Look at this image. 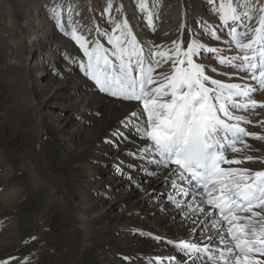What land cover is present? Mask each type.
Listing matches in <instances>:
<instances>
[{"label": "bare ground", "instance_id": "obj_1", "mask_svg": "<svg viewBox=\"0 0 264 264\" xmlns=\"http://www.w3.org/2000/svg\"><path fill=\"white\" fill-rule=\"evenodd\" d=\"M204 1L213 4L212 13L208 14L211 17L201 16L203 4L199 0H145L147 9L144 12L139 9L138 0H114L112 15L118 22L127 19L145 53L154 46L166 50L178 39L188 41L190 32H195L193 39H198L205 47L219 50L223 47L229 58L241 54L216 10L220 2L229 0ZM238 4H242L241 10L248 11L252 17L245 23L259 27V16L264 15L261 11L264 0H235L233 6ZM106 7L107 0H0V81H6L13 89L19 88L17 108L20 109L16 114L20 112L24 117L19 127L21 137L5 135L0 128V264L5 261L8 264H192V256L175 247L176 243L191 240L199 246L211 245L213 251L210 253H215V248H224L219 241L213 244L204 237L206 229L212 235L210 225L201 223L206 217L203 213L191 212L186 205L192 203V199L179 195L170 187V182L162 185L170 202L163 200L144 211L133 200L127 205L126 214L112 211L111 203L106 202L99 188L96 189L99 185L104 187L110 177L107 170L98 165L102 157L99 152L106 148L102 141L109 133L113 134L121 122L128 130L127 139L112 137L107 148L114 153L122 148L129 150L134 154L131 162L149 170H145L150 176L144 191L160 179H169L168 169L149 163L152 157L143 151L149 142L141 139L135 118L130 116L137 102L125 101L100 90L91 77L92 70L83 67L88 57L70 35L65 34L75 26L78 34L94 39L97 28L108 26L105 24ZM54 8L60 12V23H65V31L52 15ZM116 8H122V13L117 14ZM149 12L152 23L148 22ZM209 27L222 39L210 38L206 34ZM202 31L206 34L204 39L199 34ZM41 36L50 37L53 43L45 45ZM105 46L111 50L110 45ZM61 54L65 61H73L69 69L62 61L60 65L54 62H59ZM220 57L223 55L218 56V60ZM109 59L115 62L113 57L109 56ZM197 62L205 66V74L210 79L248 84L259 90L257 82L249 79L247 73L231 68L224 74H214L208 69L211 58H198ZM95 64L93 60L94 67ZM103 64L101 60V67L95 69L101 78L104 76ZM169 69L170 64L164 63L156 72ZM38 84L49 92L39 97ZM67 84L73 88H68L64 94L59 88L63 89ZM258 90L250 94L249 99L258 102L250 114L232 110L233 116L241 115L248 123L229 120L222 113L221 118L229 124L239 123L251 134L264 136V91ZM62 97L72 110L87 113L89 109H95L97 114L89 117L92 120L89 124L71 114L59 117L50 106L58 105L60 102L57 101ZM12 118L17 127V121L22 118ZM15 140L17 145L13 146ZM244 140L249 147L239 145L242 151L232 153L227 159L244 160L247 155L264 157V140L254 139L251 135ZM18 154L31 168L33 188L26 183V174L19 168ZM223 167L255 171L264 170V163L255 159L245 160L242 164H224ZM43 181L46 185L41 186ZM93 182L96 186L93 185L90 191L88 184ZM184 187L187 190L188 186ZM171 196L185 203L177 206L169 199ZM49 199L56 200L58 207L63 209L56 228L49 222L51 208L46 202ZM196 203H199L198 199ZM208 210L205 207V211ZM177 213L181 217L178 223L174 216ZM198 226L202 232L195 231ZM144 234L156 238H145ZM252 258L264 260V256ZM197 264L212 263L203 254V260Z\"/></svg>", "mask_w": 264, "mask_h": 264}, {"label": "snow or ice", "instance_id": "obj_2", "mask_svg": "<svg viewBox=\"0 0 264 264\" xmlns=\"http://www.w3.org/2000/svg\"><path fill=\"white\" fill-rule=\"evenodd\" d=\"M234 2H220L216 10L241 54L220 57L218 63L247 73L258 87H264V15L259 16V27L250 26L245 20L250 21L252 17L248 11L241 10L242 4L233 6ZM113 3L114 0H107L105 24L108 26L97 28L92 40L78 34L75 26L65 31L66 25L60 23L58 9L54 8L52 15L61 30L70 35L88 57L83 67L92 70L91 77L100 90L125 101L137 102L130 116L135 118L141 139L149 142L143 148L144 153L152 157L149 163L168 169L170 187L179 195L192 199V203L186 205L191 212L203 213L206 217L201 223L210 225L212 235L206 229L204 237L213 244L219 241L224 245L223 250L214 249L218 255H209L212 264H264V260L252 258L264 256V170L222 167L255 159L264 163V157L252 155L244 160L227 159L232 153L242 151L239 145L249 147L244 137L251 135L264 140V136L247 132L239 123H226L220 116L222 113L229 120L248 123L241 115L233 116L232 110L254 109L258 102L249 97L258 88L210 79L205 74V66L197 59L204 52L220 50L205 47L204 43L193 39L195 32H190L188 41L178 39L166 50L154 46L145 53L127 19L118 22L112 15ZM138 4L141 12L146 11L145 0H138ZM122 11V8L115 9L117 14ZM148 22L152 23L150 12ZM212 27L206 34L221 40ZM105 44L110 45L111 50ZM101 60L104 62L103 78L95 70L101 67ZM164 63H169L170 69L156 72ZM157 82L158 86L153 87ZM173 176L175 180L171 179ZM184 185L188 186L187 190ZM169 199L177 206L185 203L177 201L175 196ZM206 206H209L208 211H205ZM254 208L260 211H253ZM175 247L191 255L192 264L202 261L203 254L213 251L211 245L199 246L191 240L176 243Z\"/></svg>", "mask_w": 264, "mask_h": 264}, {"label": "rangeland", "instance_id": "obj_3", "mask_svg": "<svg viewBox=\"0 0 264 264\" xmlns=\"http://www.w3.org/2000/svg\"><path fill=\"white\" fill-rule=\"evenodd\" d=\"M202 1V8H201V16L203 18H208L211 16H208V14L212 13V3L206 2L204 0ZM255 6V5H254ZM255 8V7H254ZM251 14V13H250ZM252 15V14H251ZM249 21V20H248ZM255 22V21H254ZM204 31V28H203ZM200 32L201 39H204L206 34L204 32ZM43 43L45 45H50L53 43L52 39L50 37L41 36ZM39 39V38H37ZM217 53H207L204 52L199 58H205V60H208V58H211L212 62L208 69L213 72L214 74H224L225 71L233 68L226 65H220L218 63V56H228L226 52L224 51V48H221ZM40 51V50H39ZM41 52V51H40ZM40 55V54H39ZM59 62L54 61L57 65H60V62H63V66L67 69L70 68V65L73 61L66 60L64 55H59ZM225 58H229L225 57ZM206 61L205 63H207ZM237 63V62H236ZM215 66V67H214ZM215 69V70H214ZM236 75V74H235ZM72 85L67 84L63 89L59 88L60 91L65 92L69 89H72ZM69 88V89H68ZM36 89L41 95L38 94V96H43L46 93L49 92V90L44 86L38 84L36 85ZM77 91V87H74ZM19 88L13 89V87L10 84H7L6 81H0V128L2 129L3 133L5 135H13L16 137H21L20 133V125L22 124L24 117L19 112L18 115L17 109H20V107L17 108V94L19 93ZM48 91V92H47ZM264 91V87L261 88L260 92ZM258 93V92H257ZM76 95V93H74ZM66 98L63 99L59 98L57 102H60L56 106H50L52 109V112L57 113V116L59 117H65L69 114L79 116V118H83L84 121H86L88 124L92 121L89 119L90 116H95L97 114V111L95 109H89L87 113H79V109L72 110L67 104L64 103ZM250 110L246 111L244 113L250 114ZM8 116V117H7ZM21 117L19 121H17V127L14 126V118L12 117ZM12 120V122H11ZM125 125L123 122L120 123V126L118 129L112 133H109L107 136L104 137L102 146L106 147L104 150H101L99 153L101 154V160H99V167L106 169V173L108 176H110L108 179L109 181H105L104 187L99 185L96 187V189H100L98 191H101L103 194V198H105L106 202L111 203L112 211L118 213L124 211V214L128 212L127 205L130 204L131 201L135 200L134 202L137 203V205L143 209L144 211L149 210L152 206L155 207L156 203H159L161 201H165V203H168L169 201L167 199V192L162 189V185L164 183L170 182L169 179H160L158 180L152 187L146 189L144 191L143 187L147 183L148 177L150 176L149 171L145 167L140 168V165L135 162H131L132 157H134V154H132L129 150L122 148L118 152L114 153L109 148H107V144L110 142V139L112 137L121 138L122 140L127 139V132L128 130H125ZM124 129V130H123ZM131 131V130H130ZM12 145H17L16 140L12 142ZM17 162L19 164V168L23 173L26 174V183L29 185L30 188H33L32 185V179H31V168L26 164L24 160H22V156L20 154L17 155ZM145 172V173H143ZM92 177V176H91ZM93 180V178H91ZM41 186L46 185V182H41ZM88 188H90V191L93 190V185H95V182L92 184L89 183ZM96 186V185H95ZM108 187L110 190H105ZM47 190H50L47 188V186H44ZM95 189V190H96ZM81 194V193H79ZM78 194V196H79ZM117 195H120L121 197H116ZM101 196V195H100ZM46 199V198H45ZM51 208V215L49 222L53 226V228H56L55 225L62 218V211L63 209L58 207V203L54 199H49L46 201ZM170 202V201H169ZM177 218V223L180 221L181 217L180 214L174 215ZM131 231V230H127ZM196 232H202L203 229H201L199 226L195 229ZM145 238H153L155 239L156 236H150L149 234H144ZM157 238H161L160 235L157 236Z\"/></svg>", "mask_w": 264, "mask_h": 264}]
</instances>
